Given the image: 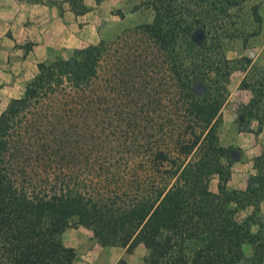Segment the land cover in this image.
I'll return each mask as SVG.
<instances>
[{
    "label": "trees",
    "instance_id": "trees-1",
    "mask_svg": "<svg viewBox=\"0 0 264 264\" xmlns=\"http://www.w3.org/2000/svg\"><path fill=\"white\" fill-rule=\"evenodd\" d=\"M149 4L112 40L50 48L1 110L0 264H75L77 225L125 248L115 264L139 245L138 264H264V182L229 187L234 147L219 142L233 68L219 76L216 41L180 3Z\"/></svg>",
    "mask_w": 264,
    "mask_h": 264
},
{
    "label": "rangeland",
    "instance_id": "rangeland-1",
    "mask_svg": "<svg viewBox=\"0 0 264 264\" xmlns=\"http://www.w3.org/2000/svg\"><path fill=\"white\" fill-rule=\"evenodd\" d=\"M149 1L119 0L106 16L100 37L105 35L112 40L125 28L150 21L154 10ZM234 1L228 3L224 11L216 0H164L166 4L180 3V10L188 14L194 23L203 24L205 31L209 29L208 38L216 41L213 46L221 67L220 77H224L227 65L233 68L225 80L227 91L221 108L218 135L222 145L234 147L235 156L232 153V157L236 160L232 162L228 186L245 189L252 176L264 182V131L260 138L255 137L264 128V0ZM71 50L61 52L67 55ZM26 80L23 76L19 81H0V89H8L12 95L5 90L0 91V112L11 97L22 93ZM252 96L259 98L257 106L260 114L251 119L247 129L243 128L238 133L237 110ZM245 137L253 138L249 141ZM217 181V176L211 179L210 187L214 190L217 189ZM259 207L264 220V196ZM64 240L76 249L75 264H115L125 252L122 246L105 244L91 228L84 225L68 227ZM144 254L145 248L139 245L128 255L130 263H140Z\"/></svg>",
    "mask_w": 264,
    "mask_h": 264
},
{
    "label": "crops",
    "instance_id": "crops-1",
    "mask_svg": "<svg viewBox=\"0 0 264 264\" xmlns=\"http://www.w3.org/2000/svg\"><path fill=\"white\" fill-rule=\"evenodd\" d=\"M118 1L0 0V78L10 82L30 78L50 48L65 51L97 42Z\"/></svg>",
    "mask_w": 264,
    "mask_h": 264
},
{
    "label": "water",
    "instance_id": "water-1",
    "mask_svg": "<svg viewBox=\"0 0 264 264\" xmlns=\"http://www.w3.org/2000/svg\"><path fill=\"white\" fill-rule=\"evenodd\" d=\"M198 36H201V34L199 33ZM202 87L201 86H196V90H201ZM233 156H235V153H233Z\"/></svg>",
    "mask_w": 264,
    "mask_h": 264
}]
</instances>
